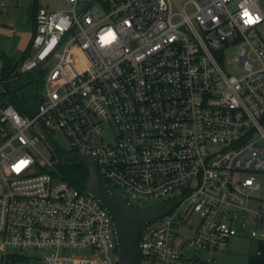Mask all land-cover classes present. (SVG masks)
<instances>
[{
  "label": "built area",
  "instance_id": "1",
  "mask_svg": "<svg viewBox=\"0 0 264 264\" xmlns=\"http://www.w3.org/2000/svg\"><path fill=\"white\" fill-rule=\"evenodd\" d=\"M61 1L35 10L17 69L43 71L35 104L0 97V264H119L111 217L55 180L38 123L129 203L174 205L141 227L144 264H216L235 236L261 256L264 0Z\"/></svg>",
  "mask_w": 264,
  "mask_h": 264
},
{
  "label": "rangeland",
  "instance_id": "2",
  "mask_svg": "<svg viewBox=\"0 0 264 264\" xmlns=\"http://www.w3.org/2000/svg\"><path fill=\"white\" fill-rule=\"evenodd\" d=\"M33 1L34 0H0V2L4 3V6H0V50L4 51L13 62L22 60L31 39L34 17V10L32 8ZM36 3L37 7L46 8L48 10H65L69 7L61 0H36ZM233 55L234 52L231 50L226 53L223 69L238 75L241 71L233 61ZM39 72V70H35L31 73L24 74L17 70V75L13 76L12 80L9 82L10 88L16 93L19 102L24 107L34 105V97L41 90L38 85L41 79ZM5 88L9 91L7 84L0 81V93L3 92ZM8 96L9 94H7V97ZM7 97L4 98V101L9 100ZM57 141L62 147L67 149V145L61 137L58 136ZM35 153L41 154L47 160L52 159L50 150L42 141L36 145ZM73 166L75 165L63 166L59 162V164L49 166L48 170H50L55 180L65 183V175L68 169ZM116 192L125 198L120 190L116 189ZM156 204L158 203L148 201L138 205L145 209ZM255 249L256 245L251 240L243 236H235L230 238L227 251L216 253L214 259L216 264H247L249 256L255 252ZM167 264L201 263L183 259L182 261Z\"/></svg>",
  "mask_w": 264,
  "mask_h": 264
},
{
  "label": "water",
  "instance_id": "3",
  "mask_svg": "<svg viewBox=\"0 0 264 264\" xmlns=\"http://www.w3.org/2000/svg\"><path fill=\"white\" fill-rule=\"evenodd\" d=\"M16 105L23 111L18 104ZM38 127L50 147L59 153L60 163L63 166L82 164L88 168L89 180L86 184V193L98 200L111 217L115 230L119 264H144L140 248L141 227L145 223L168 213L174 205L161 210H158L156 206L142 210L136 205L129 203L108 188L100 175L96 162L92 158H77L75 154H68L45 129L42 123H38Z\"/></svg>",
  "mask_w": 264,
  "mask_h": 264
},
{
  "label": "trees",
  "instance_id": "4",
  "mask_svg": "<svg viewBox=\"0 0 264 264\" xmlns=\"http://www.w3.org/2000/svg\"><path fill=\"white\" fill-rule=\"evenodd\" d=\"M32 8L34 10L33 13H35V10L38 8L36 0L33 1ZM29 51H30V47L28 46L27 50L23 55L22 60L29 54ZM21 61L13 62L11 59L7 57V55L3 51H0V65H1L0 81L7 84V87L9 88V91L5 88V90H3V92L0 93V97H2L1 99L4 100V98L7 97V94H9V96L7 97L9 99L8 102L14 103L15 105L18 104L23 109L24 106L21 105L16 93L10 88V84H9L13 76L17 75L16 72ZM43 74H44L43 71L39 72L41 79L38 85L40 86V88L42 86ZM6 79L7 80L11 79V80H9L7 83L5 81ZM36 97L37 94L35 95L34 99H36ZM88 180H89V170L85 165L82 164L70 167L65 175V181L67 182V184L74 187L75 189H77L82 193L86 192V184ZM260 248L264 250L263 246H260ZM247 264H264V253L261 256L250 255Z\"/></svg>",
  "mask_w": 264,
  "mask_h": 264
},
{
  "label": "crops",
  "instance_id": "5",
  "mask_svg": "<svg viewBox=\"0 0 264 264\" xmlns=\"http://www.w3.org/2000/svg\"><path fill=\"white\" fill-rule=\"evenodd\" d=\"M0 6L2 7V6H4V3L3 2H0ZM33 30H34V17H33V27H32V33H33ZM30 42V41H29ZM29 45V44H28ZM28 45H27V47H28ZM0 51H2V50H0ZM4 52V51H3ZM5 53V52H4ZM6 54V53H5ZM8 57V56H7ZM9 58V57H8ZM0 67H1V65H0ZM253 242V241H252ZM254 243V242H253ZM260 248V247H259ZM261 250H262V248H260ZM262 252L264 253V250H262ZM263 253L261 254V255H263ZM251 255H255V252L253 253V254H251ZM256 256V255H255Z\"/></svg>",
  "mask_w": 264,
  "mask_h": 264
},
{
  "label": "flooded vegetation",
  "instance_id": "6",
  "mask_svg": "<svg viewBox=\"0 0 264 264\" xmlns=\"http://www.w3.org/2000/svg\"><path fill=\"white\" fill-rule=\"evenodd\" d=\"M156 206H158V205H156Z\"/></svg>",
  "mask_w": 264,
  "mask_h": 264
}]
</instances>
